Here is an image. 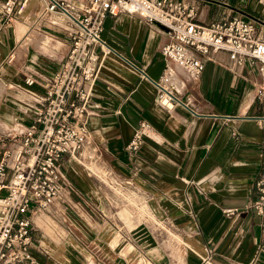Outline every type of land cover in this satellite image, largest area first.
Segmentation results:
<instances>
[{
	"label": "crops",
	"instance_id": "0c3cea01",
	"mask_svg": "<svg viewBox=\"0 0 264 264\" xmlns=\"http://www.w3.org/2000/svg\"><path fill=\"white\" fill-rule=\"evenodd\" d=\"M182 1L203 23L236 8L264 19L232 0ZM20 13L5 20L0 8V153L13 140L5 132L31 121L32 92L43 94L69 46L54 30L59 46L41 52L37 40L46 34L37 30H48L46 16L36 0ZM100 36L109 51L100 58L95 47L85 126L105 175L61 154L64 199L27 211L32 257L39 264H264V232L250 206L264 159V107L254 96L264 72L210 50L196 78L171 76L179 102L166 109L155 99L166 35L120 11L103 18ZM141 119L152 134L130 153L125 143Z\"/></svg>",
	"mask_w": 264,
	"mask_h": 264
},
{
	"label": "built area",
	"instance_id": "2783aa9c",
	"mask_svg": "<svg viewBox=\"0 0 264 264\" xmlns=\"http://www.w3.org/2000/svg\"><path fill=\"white\" fill-rule=\"evenodd\" d=\"M36 1L40 15L46 16L44 26L48 30L43 32L58 41L53 31H62L69 46L64 59L44 81L43 94L32 92L38 106L32 109L29 124L23 128L13 125L5 132L13 140L0 153V264H39L30 252L27 211L31 205L44 208L64 199L68 191L61 181V154L66 153L103 180L105 170L97 165L98 153L89 138L85 117L90 112L86 104L99 69V61L94 64L98 58L95 47H99L100 58L109 51L100 36L106 15L124 11L166 35L159 46L165 63L155 81V99L166 109L179 102L171 76L179 70L186 78H196L204 65L201 55L210 50H225L232 63H247L258 73L264 72V19L259 21L237 11L203 23L196 19L194 6L182 0ZM27 2L2 0V16L5 20L14 17ZM258 2L264 17V0ZM254 96L264 107V78L256 84ZM151 134L149 123L139 120L125 143L126 150L135 152L143 137ZM254 185L257 195L250 206L264 232V159ZM261 249L264 251V242ZM200 260L207 262L209 255Z\"/></svg>",
	"mask_w": 264,
	"mask_h": 264
},
{
	"label": "rangeland",
	"instance_id": "374dc122",
	"mask_svg": "<svg viewBox=\"0 0 264 264\" xmlns=\"http://www.w3.org/2000/svg\"><path fill=\"white\" fill-rule=\"evenodd\" d=\"M29 1V0H28ZM214 1H218V0H214ZM222 1H227V0H222ZM232 1H234L233 3H235V4H238V3H240L242 6H245L246 8H247V10L249 11V12H251V13H254V14H258V15H260L261 17H263L262 15H261V13L259 12V10H257L256 8L258 7V2H257V0H232ZM231 1V2H232ZM220 2V1H219ZM230 7H233V8H236V7H234V6H232V5H230ZM236 9H238V10H240V11H244V10H242V9H240V8H236ZM227 13V15H228V12H226ZM21 14V13H20ZM22 14H24V13H22ZM34 16V15H33ZM217 17V16H216ZM18 19V18H17ZM20 22H21V24L23 25V27H25L24 26V21H21L20 20ZM33 23H34V21H33ZM32 23V24H33ZM29 27H31V26H29ZM33 29V28H32ZM34 30V29H33ZM37 31H39V32H37V34H46V33H44L43 31L42 32H40L41 30H37ZM52 31V30H51ZM54 33H56V31H53ZM48 35V34H47ZM48 36H50V35H48ZM43 39H45V37L44 36H42L41 37V39L39 40H37V43H39V44H41L40 42H42V40ZM51 39V38H50ZM30 41V39L28 38L27 39V41ZM51 45L50 46H57V41H55L54 40V38L53 39H51ZM35 46V45H34ZM49 46V51H46L45 53H52V48ZM41 52H44V51H41ZM1 130V129H0ZM2 130H5V127H3L2 128Z\"/></svg>",
	"mask_w": 264,
	"mask_h": 264
},
{
	"label": "bare ground",
	"instance_id": "6f19581e",
	"mask_svg": "<svg viewBox=\"0 0 264 264\" xmlns=\"http://www.w3.org/2000/svg\"><path fill=\"white\" fill-rule=\"evenodd\" d=\"M44 37H45V39H43L42 40V42H40L41 44V51H44V52H46V51H49L50 49H49V46L51 45L50 43L52 42L51 41V39H50V36H48L47 34L46 35H44ZM59 46V42L57 41V46L56 47H58ZM51 48L52 47H55V46H50ZM176 90V89H175Z\"/></svg>",
	"mask_w": 264,
	"mask_h": 264
},
{
	"label": "water",
	"instance_id": "95a60500",
	"mask_svg": "<svg viewBox=\"0 0 264 264\" xmlns=\"http://www.w3.org/2000/svg\"><path fill=\"white\" fill-rule=\"evenodd\" d=\"M240 11V10H239ZM241 13H243V14H246V15H248L246 12H244V11H240ZM250 17H252V18H254V19H257V20H259L258 18H256V17H253V16H251V15H249ZM260 21V20H259Z\"/></svg>",
	"mask_w": 264,
	"mask_h": 264
}]
</instances>
